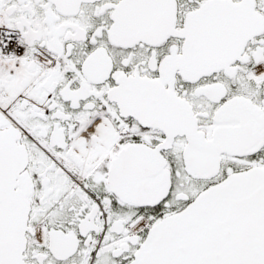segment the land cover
<instances>
[{
    "label": "snow or ice",
    "instance_id": "6c2138e0",
    "mask_svg": "<svg viewBox=\"0 0 264 264\" xmlns=\"http://www.w3.org/2000/svg\"><path fill=\"white\" fill-rule=\"evenodd\" d=\"M0 264H264V0H0Z\"/></svg>",
    "mask_w": 264,
    "mask_h": 264
}]
</instances>
